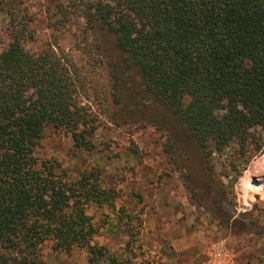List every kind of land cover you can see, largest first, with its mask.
<instances>
[{
  "label": "trees",
  "instance_id": "1",
  "mask_svg": "<svg viewBox=\"0 0 264 264\" xmlns=\"http://www.w3.org/2000/svg\"><path fill=\"white\" fill-rule=\"evenodd\" d=\"M83 15L112 35L207 161L229 142L260 147L250 129H264V0H97ZM24 40L16 30L0 51V264H45L47 243L84 248L86 264H130L94 242L86 208L113 203L97 171L70 180L35 154L48 124L67 128L77 149L91 148L95 125L68 62Z\"/></svg>",
  "mask_w": 264,
  "mask_h": 264
},
{
  "label": "rangeland",
  "instance_id": "2",
  "mask_svg": "<svg viewBox=\"0 0 264 264\" xmlns=\"http://www.w3.org/2000/svg\"><path fill=\"white\" fill-rule=\"evenodd\" d=\"M90 1L0 0V51L22 29L29 52L65 59L95 125L90 149H77L67 128L46 125L37 158L70 180L97 171L113 203L86 208L99 229L94 242L130 264H211L217 246L224 254L215 262L264 264V129H250L260 147L229 142L207 161L186 126L143 88L112 35L87 24ZM42 257L86 264L87 253L47 243Z\"/></svg>",
  "mask_w": 264,
  "mask_h": 264
},
{
  "label": "built area",
  "instance_id": "3",
  "mask_svg": "<svg viewBox=\"0 0 264 264\" xmlns=\"http://www.w3.org/2000/svg\"><path fill=\"white\" fill-rule=\"evenodd\" d=\"M223 250H224V248L222 246H217V247L214 248L213 255H212V258L210 260L211 264H228L227 260H222L220 258H218L219 262H215V257L216 256H221L222 254H224Z\"/></svg>",
  "mask_w": 264,
  "mask_h": 264
},
{
  "label": "water",
  "instance_id": "4",
  "mask_svg": "<svg viewBox=\"0 0 264 264\" xmlns=\"http://www.w3.org/2000/svg\"><path fill=\"white\" fill-rule=\"evenodd\" d=\"M252 184H254V185H258L259 182H258V181H253Z\"/></svg>",
  "mask_w": 264,
  "mask_h": 264
}]
</instances>
